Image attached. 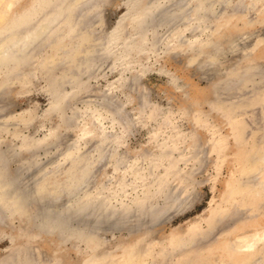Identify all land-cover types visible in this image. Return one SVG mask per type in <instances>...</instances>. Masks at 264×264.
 <instances>
[{"label": "rangeland", "instance_id": "obj_1", "mask_svg": "<svg viewBox=\"0 0 264 264\" xmlns=\"http://www.w3.org/2000/svg\"><path fill=\"white\" fill-rule=\"evenodd\" d=\"M93 1L88 0L87 2L89 3L84 1L85 3L79 6L80 9L74 15L76 21L80 18L86 19L83 21L82 19L79 20L81 24L86 23L81 26L80 33L84 32L83 28L87 24L89 26H86L84 33L89 32L87 29H91L92 32L96 29L92 41L89 42V45H91L94 41V44H92L94 46H88L89 50L93 51L89 61L87 56L82 57L80 55V60H82H79L78 67L72 68V71L69 68L70 65H68L70 57L66 56L67 52H62V56L66 57L64 58L66 60H62L57 55L60 60L55 56V61L53 60L54 63L52 62L54 67H52L51 63L46 64V66L43 62L47 59L48 53L46 52L49 48L46 49L47 46H44L43 42L37 44L33 48L38 55L31 59L29 66L33 65L24 68L25 72L30 71L29 73L32 77L27 72L29 77L26 75L27 79L25 78V81L19 82L17 80L18 83L12 81L14 84L10 82L11 84L9 83L8 87L6 84H4V87L2 84L6 76L0 72V75H2L0 77V87L3 91L0 93V102L6 107L5 113L7 115L4 114L6 116H16L28 109L31 112L33 111L32 114L35 120L33 119L28 126L25 125L22 130L25 131L22 134L41 139L49 133L56 118L55 112L54 114L53 112L47 113L48 115L45 114L47 118L43 115L49 103V96L45 89L48 83L51 82L56 87L63 85L62 88L70 89L76 77L78 80H81L82 77V80L86 79L83 81L87 85L85 91L89 88L86 93L83 90L79 93L80 98L78 97L77 100H69V102L68 99L67 101L65 100L69 104L70 111L68 110V113H72L73 106L78 109H85L87 104L94 105L99 110L102 108V97H114L112 98L111 108L114 112L115 109L122 111L123 121L126 126L113 122L111 113L107 115L106 119L102 120L101 126L106 130V134L109 133L113 138L116 137L114 135L118 134L117 136H119L117 139H109L106 143L107 156L120 151L125 153V158L124 162L122 161V165L119 166L120 163L117 164L116 159L113 160L112 155L106 156L107 158L97 167V182L113 188V192H116L117 195L114 199L117 198V204L116 200L114 201L113 199L111 209L113 208L112 211L117 217L115 216L113 221L112 219L109 221L105 218L102 219V217L99 218L98 221L103 223H98L97 225H104L106 231L98 239L96 238L97 240H94L93 238L86 239L79 236H66V238L61 232H52L53 234H50L46 230L38 231L36 235L31 237L30 235L25 238L20 237L18 235L19 232L16 231L19 226V221L16 219L17 216L2 214L5 220L0 218V264H264V4L261 7L259 6L260 3H264V0H231L229 1L231 4L229 3L228 5H215V11H217V14L215 12L217 18H215L217 25L219 24V31L216 37L221 42L224 40L222 44L224 48L220 51V54H216H219L216 59L222 58L217 59V65H214V67L208 64L204 65L206 60L203 57L206 55L205 53H210L211 51L209 46H205L199 54L198 52L195 53L196 49L194 47L188 48L189 45L181 53L174 51L165 52V47L163 46L164 48L161 47L157 52H149L150 54H147L146 58L141 59L140 62L144 67V71H142V75L138 73L137 77L135 73L137 74L138 71H129L111 64L109 54L103 50L107 31L116 24L120 15L125 11L123 0H109L103 6V9L98 10L97 13L92 12V14H89L93 4L96 5L102 0ZM188 1L182 0L181 2L186 8H184L185 10L192 6L188 4ZM172 2L176 1L169 2L168 6L170 8L168 7V10H170V13L176 8V4L174 6ZM36 3V0H17V2L16 0H0V23H4L3 21L6 19L10 20L11 23L14 22L16 25L13 23V26L15 25L16 27L21 21L32 16L29 13L30 11L31 13L37 11L35 9ZM10 4H13V6L10 7ZM250 4L254 5L255 8ZM232 5L235 7H232ZM29 8L32 10H29ZM226 8L229 10L230 8H235L240 15L230 16L225 19L223 12L224 10L227 11ZM16 16L19 17L13 18ZM8 17L10 18L7 19ZM249 19L254 21L250 23ZM98 21H104V25H99ZM96 22L97 24H95ZM90 24L92 25L90 26ZM179 24L181 25V22ZM201 26L198 25V21H192L183 38L192 39L196 35V39L205 41L210 34V30H207L205 25ZM159 29L160 32L167 30L166 26H161ZM80 33L78 32V34ZM74 36H76V33ZM240 37L244 38L241 41L244 43L240 45L231 44L232 40H237ZM51 38L47 40L46 44H49V42L50 44H56L53 41H56L57 38ZM69 38L67 37V39ZM87 45V43L84 44L85 47ZM84 46L82 44L78 49L80 51L83 49L82 51H84ZM37 47L38 49L36 50ZM79 54L81 52L76 54V56ZM192 56H194V59ZM91 57L93 60L90 59ZM195 59L196 62L194 61ZM94 60L97 62L96 64ZM222 60L226 61L223 62ZM56 61L58 62V68H56ZM82 63L83 66H80ZM44 65L46 68L43 69ZM48 68L51 70L56 68V70L50 72ZM65 68L69 69L70 75L68 77L73 80L67 79L68 71ZM137 68L139 69L141 66L138 65ZM33 69H36V75H33ZM87 69H92V71ZM90 73L91 75H89ZM63 74L66 78L62 77L63 79H61ZM39 75L41 76L39 77ZM51 75L52 77H50ZM120 77H124L127 83L118 85L117 82ZM172 77L178 83L174 82L171 79ZM91 88L94 90H91ZM116 105L120 108H117ZM139 117L141 119L143 117L145 120L142 119L143 122H141ZM11 122L6 125L9 130L5 125L2 126L3 124H1L4 132L2 134L3 140L0 143L3 142L4 146L11 142V144L17 146L20 141V138H17L16 135L14 136L13 133L15 131L13 128H19L20 126ZM127 123L129 125L128 128ZM123 127H126L127 130L129 129L130 132L129 130L125 131ZM121 128L124 130L122 131ZM67 133V136L65 135L67 142L64 141L60 144V146L62 145L61 147L49 148L48 155H46V147L39 150L41 161L33 168L34 171L32 170V172L34 173L31 172L30 176L27 175L25 177L27 179L25 182L30 180L27 186L33 181V175L46 164L50 162L53 164L55 162L56 164L57 162L60 165L63 162L66 150H75L77 146L82 152L83 149L84 152L89 151L88 148L96 149V145L93 142L89 143L85 148L81 147L76 141L75 133L73 131ZM5 134L8 136L6 137ZM69 138L71 146L69 145ZM44 152L45 154L43 155ZM24 154L30 156L31 153L26 151ZM110 156L112 164L108 161ZM128 156L131 159H128ZM53 159L55 160L53 161ZM125 159L128 161H125ZM13 167L16 169L17 164ZM61 167H63L62 164ZM136 170L137 173H135ZM154 176L159 178V180L155 179L156 177ZM153 180H158L157 184ZM151 182L152 184L155 183L153 187L150 185ZM122 183L125 186L121 185ZM140 183L141 185H139ZM144 183L147 186L143 187ZM164 185L166 188H164ZM123 187L124 189L127 188L124 190ZM115 188H118L117 191H115ZM157 189L160 190L158 191ZM123 190L127 191L126 194ZM118 195L119 197H117ZM142 196L143 200L146 199L147 201H144V204L148 203V201L147 205L152 204L151 215L149 211L145 213L144 209L134 208V199ZM169 196L170 199L167 200ZM174 196L178 197L174 200ZM131 201H133L132 205ZM175 201L177 202L175 203ZM126 203L130 204V206ZM114 205L116 208H114ZM166 205L169 206L166 207ZM129 207L130 209H126ZM132 208L136 211H133ZM158 210H160V213ZM126 211H128L127 213L130 216L126 215ZM123 212L125 213L123 214ZM129 212L133 214L131 215ZM139 213L140 216H138ZM170 214L174 215L171 216ZM147 215L151 217L148 218L149 216ZM117 218L120 221L116 220ZM143 219L144 221H141ZM2 220L3 222H1ZM123 225L125 226L123 227ZM137 227L140 228L138 229ZM107 228L110 230H107ZM136 228L137 230H135ZM100 237L105 239L103 240ZM11 239L13 240V247L10 242ZM250 242H253V244ZM14 246L18 248L17 251H15L16 248ZM88 246L90 248L93 246L95 250L93 247L90 249ZM250 247L252 248L249 249ZM82 248L85 252H83Z\"/></svg>", "mask_w": 264, "mask_h": 264}, {"label": "bare ground", "instance_id": "obj_2", "mask_svg": "<svg viewBox=\"0 0 264 264\" xmlns=\"http://www.w3.org/2000/svg\"><path fill=\"white\" fill-rule=\"evenodd\" d=\"M84 1L87 2L88 0H36L37 3L35 5V9L37 11H35L34 7L31 5L33 7L35 13H33V12L31 13V11L30 12L28 11L30 14H32V16L30 18H27V19L23 18L25 20H23L21 22L17 20L18 22H20V24L17 25L16 27H15L16 24L14 22L11 23L10 20H6V19L3 21L4 23H0L1 24L0 25V72L6 76V79L3 82L2 86H4V84H6V86L8 87V84L10 82H12V81L17 82V80L19 82H21V81L23 82V81H25V78L27 79V77H25L26 75L28 76V74H29V76H30V73H29L30 71L29 72L27 71L28 72V74H27V72L24 71V68L26 66L28 67L30 65V61L34 56L38 55L36 53V51H34L33 47H36L37 44H40L42 42H43V45L45 44L44 46H47L46 49L49 48V50L46 52V53H48L47 59H46L48 61L45 60V62H43V63H45V65L49 64V63H51V65H53V63H54L53 60L56 58L55 56H57V55H59L62 60H66V59H64L66 57L62 56V52L63 53L67 52L66 56H69L71 58V59L69 58V61L67 59V61L69 62L68 65H70V67L69 66H67V67H69L70 69L78 67V63H79L81 56L82 57L87 56V59L89 61V57L93 51L91 52L89 50L90 48L88 46H91L92 44H94V41H93V43H91V45H89V42L92 41L93 35H94L96 29L95 30L93 29L94 30L93 32L91 31V29H87V31H89V32L84 33L86 30L85 28H87L89 26V24H87L88 26L86 25L87 27L85 26V28H83L84 32L80 33L81 32L80 29L82 28L81 26H83L85 22L83 24H81V22H79V20H81L82 18H80L76 21L75 20L76 17L74 16L76 11L78 9H80L79 6L80 5L82 6V3H85ZM108 1L109 0H102V1H99L98 4L95 3L96 5L93 4L92 8L89 10V14L90 13L92 14V12L97 13L98 10L103 9V6ZM170 1L178 2V3L172 2L173 5L176 4V8L174 7L175 10L171 13L169 12L170 10H168V7H169L168 4ZM229 1H231V0H189L188 4H190L192 6H191V8L189 7V9L187 8V10H185L186 8L181 3L182 0H123V3H124L123 5H125V11L123 14L120 15L116 24L107 31V33H106L107 37L105 39V43L103 44V50L109 54V57L111 58V62H112L111 64H113L114 66H118L119 68L121 67L123 69H128L129 71H133V72L138 71L137 74L135 73V76L138 75V73H141V75H142V71H144V67H143V65H141V62H140L141 59L146 58L147 54H150L151 52H157L163 46L165 47V52L174 51V52H180L181 53V51H183L189 45L188 48L194 47V49H196L195 53L198 52V54L201 53V50L204 49L205 46L206 47L209 46L211 48V51L209 50L210 53H205L206 55L204 54L205 56L203 57L206 60V64H204V63H202V64H204V65L208 64V65H210V66L212 65V67H214V65H217L216 64L217 61L220 58H222V57H220L219 59L217 58L218 59L217 60L216 56L219 57L218 55L220 54V51L224 48V47H222L224 40L221 42V41L217 40V37H216L218 34V31H219V28H218L219 24L217 25V21H216L217 16H215V12L217 14V11H215L216 10L215 5H217V4H219V5L221 4L222 6H223V4L228 5L230 3ZM238 1H240V0H238ZM252 1H251V3H252ZM16 2H17V0H16ZM9 3H11V1H9ZM12 3H14V2L12 1ZM87 3H89V2H87ZM242 3H243V1H242ZM263 4L264 3H260L259 6L261 7ZM11 6H13V4L12 5L10 4V7ZM233 6L234 5H232V7ZM251 6L253 7L254 5H251ZM85 8H87V7H85ZM238 8H240V7H238ZM248 8H246V9L248 10ZM254 8H255V6H254ZM87 9H89V8H87ZM26 10H27V8L25 9V12H26ZM29 10H32V9L29 8ZM240 10L244 11L242 9H240ZM237 11L235 8H230V10L227 9V11L224 10L223 14L225 16V19H228L230 16L240 15V14H238ZM220 13H218V14H220ZM21 14H20V16H21ZM85 15H82V16H85ZM17 17H19V16H16L13 18L16 19ZM25 17H27V16H25ZM9 18L10 17H8L7 19H9ZM88 18H89V16H88ZM20 20H22V19H20ZM83 20H86V19L84 18V19H82V21ZM101 21H102V19H101ZM192 21H198L199 26L205 25L207 30H210V32H209L210 34L205 41H200V40L196 39L197 38L196 35L193 36L192 39L191 38H188V39L183 38L185 36L184 34H185L186 30L189 29L190 25L192 24ZM249 21H250V19H249ZM252 21H254V20H251L250 23H252ZM180 22H181V25L179 24ZM13 23L15 24L14 26H13ZM89 23H90V21H89ZM263 23H264V21H263ZM95 24H97V22ZM98 24L104 25V21L103 22L98 21ZM91 25L92 24H90V26ZM161 26H166L167 30L165 32H160L159 28ZM92 28H94V26H92ZM198 28H200V27H198ZM196 29L197 28H195V30ZM78 30H80V31H78ZM98 30H97V32H98ZM102 30H103V28H102ZM196 31H198V30H196ZM78 32L80 34H78ZM75 33H76V36H74ZM254 34H256V33H254ZM105 35H104V37H105ZM249 35L251 36V34H249ZM51 37L57 38L56 41H53V42H56V44L55 43L50 44V42H49V44H46V42H48L47 40H49ZM67 37H70V38L67 39ZM103 40H104V38H103ZM243 40H244V38L240 37L237 40L236 39L232 40L231 44L240 45L241 43H244V42H241ZM248 40H249V38H248ZM100 42H101V40H100ZM86 43L88 44L86 46L88 48H86L84 46V44H86ZM80 44H81V46L83 44V46L85 47L84 51H82L83 49H81V51L78 49L79 47H81ZM92 46H94V45H92ZM233 47H235V46H233ZM239 47H241V46H239ZM39 48H41V47H39ZM100 48H101V46H100ZM37 49H38V47L36 48V50ZM191 49H193V48H191ZM242 49H243V47H242ZM249 49H250V47H249ZM224 50H223V52H224ZM94 51H95V49H94ZM80 52H81V54L76 56V54H78ZM184 52H182V53H184ZM53 53H55V55H53ZM217 53H219V54L216 55ZM92 57L94 58V56H92ZM92 57L90 59H92ZM192 57L194 59V56H192ZM57 58H58V56H57ZM60 58H58V59L60 60ZM225 58H226V56H225ZM193 59H191V61H193ZM196 59L194 60L195 62H196ZM59 60H57V61L59 62ZM57 61H56V64L58 63ZM84 61L86 62V60H84ZM225 61H223V62H225ZM94 62H95V60H94ZM220 62H221V60H220ZM96 63L97 62H95V64ZM192 64H193V62H192ZM45 65H44L43 69L46 68ZM138 65H140L141 68L138 69L137 68ZM31 66H29V67H31ZM80 66H83V63ZM52 67H54V65ZM85 67H86V64H85ZM34 68H36V67L34 66ZM49 68H50V66H49ZM56 68H58V64H57ZM56 68H54L52 70L49 69V70H50V72H52V71L56 70ZM66 70L68 71L69 69H66ZM81 70H83V69H81ZM84 70H85V68H84ZM87 70H90V69H87ZM35 71H36V69L35 70L33 69V71H32V73H34L33 75H36ZM62 71H65V70H62ZM72 71H73V69H72ZM90 71H92V69ZM74 72H76V71H74ZM42 73H44V72H42ZM91 73L89 75H91ZM64 74L61 75V79L66 78L65 77L66 74L65 75ZM48 75H50V74H48ZM69 75L70 74L68 71V73L66 75L67 79L70 78L71 80H73L71 77H68ZM85 75H86V72H85ZM89 75L87 74V76H89ZM92 75H94V74H92ZM1 76L2 75H0V77ZM40 76L41 75H39V77ZM135 76H134V78L137 77V76L136 77ZM30 77H32V75ZM50 77H52V75ZM81 77H82V75H81ZM124 77H120L119 79L117 78L118 79V82H117L118 85H124L125 83H127V82H125L126 80H124ZM43 78H44V76H43ZM45 78H47V77H45ZM78 78H79V76H78ZM82 78H81V80H78L76 77L75 81L72 83L73 86L70 89L62 88L63 85L61 87H58V86L56 87L51 82L48 83V86L45 89H46V93L49 96V98H48L49 103H48L47 108L45 109V112L43 111L44 114L43 113L42 114L44 116H46L45 114H47V113L53 112V114H54V112H55L56 118H55V123L53 122L54 125L51 128V130L49 131V133H47V134L45 133L46 135L43 136V138H41V139L33 137V136L32 137L24 136L22 134L25 131V130L22 131L23 128L25 127V125L28 126V124H30L32 122V120L35 118V117H33V114H32L33 111L31 112L28 109V110L22 111L21 113H19L16 116H13V115L6 116L7 115L5 113L6 107L0 102V141L3 140L2 134L4 132V130H3L4 128L2 126L8 125V123L11 121L14 122L16 125L20 126L19 128L16 127L17 129L13 128L17 134L15 133V131L11 130V131H13L14 136L16 135L17 138H20V141H19L17 146H14L13 144H11L12 142L10 144H7V146H4L2 144L3 142L0 143V218H4V220H5V217H2V216L3 215L7 216L8 214L15 215V217L17 216L16 219L19 221L18 222L19 226H18V229L16 231L19 232L18 235H20V237L25 238L29 235L31 237L32 235H36L38 231L46 230L47 232H50V234L52 232L53 233L54 232H57V233L61 232L62 234L65 235V237L66 236H74V237L79 236V237H83L86 239L87 238H90V239L93 238L94 240H97L99 238V236L102 235V233L106 231L104 229L105 228L104 225H102V226L97 225L98 223H100V224L103 223L101 221H98L99 218L102 217V219L105 218V219H108L109 221H110V219H112V221H113L114 217L116 216L115 213L112 211L113 208L111 209V206H112L111 202H113L112 200L114 199V197H116V195H117L116 192H113V188L106 187L105 184L97 182V170H98L97 167H98V165L101 162H103V160L105 158H107L109 155H112V153H111L107 156L106 143L109 141V139L112 140L113 136H111L109 133H107V134H109L110 136L109 135H108L109 137L107 136L106 130L103 128V126H101V122L103 119L107 118V115H109L111 113L110 115H113V117H112L113 122H115L116 124H121V125L124 124L123 126H126L125 125L126 123L123 121V117H122L123 113H121L122 111L120 112V111H117L115 109V112H114L111 108L112 98H114V97H108V96L102 97V101H103V102L101 101L102 102V108H100L99 110L96 109L94 107V105L92 106V105L87 104L88 106L86 105L85 109H78V108L73 106V108L71 107L72 113H68L69 104H67V102H66L67 99H68V102H69V100H77L79 97V93H81V91H83V90L85 91V89L87 88L86 82L83 83V81L86 79L82 80ZM171 79L174 80V82H177V81H175L176 79L174 77H172ZM59 82H61V80H59ZM63 82H65V81H63ZM92 89L93 88H91V90ZM1 91L2 90L0 87V93H1ZM86 91H85V93H86ZM108 91H110V90H108ZM100 96H99V98H100ZM88 101H90V100H88ZM99 103H100V101H99ZM143 104H144V101H143ZM121 106H122V104H121ZM118 107L119 106H117V108ZM121 109H122V107H121ZM141 109L144 111V109L142 107H141ZM143 111L140 110V112H142V113H143ZM112 112H114V113H112ZM4 114H6V115H4ZM128 115H129V113H128ZM46 118H47V116H46ZM129 119H132V118H129ZM142 119L145 120L143 117H142ZM142 119L140 118L141 122H143ZM1 124H3V125L1 126ZM10 125H12V124H10ZM10 125H9V128H10ZM128 126L129 125L127 123V128H128ZM7 127L8 126H6V128ZM123 128L125 129V131L129 130V129L127 130L126 127H123ZM121 130H122V128H121ZM69 131H73L75 133V137L77 138L76 141H77L78 145L85 148V146H88L89 143L93 142L96 145V147H95L96 149L94 150V149L88 148L89 151H86V152H84V149H83V152H82L80 150V148H78V146H77L76 147L77 149L75 148V150H71V149L66 150V154L64 155L65 157L63 156L64 159H63V162L61 163L63 165V167H61V164L60 165L57 164V162H56V164H55V162H54V164L52 162H50L54 166L50 163L46 164L42 169L40 168L41 169L40 171H37V173H35L33 175L34 176L33 181H31L30 185L27 186V184H29L28 182L30 180L28 179L29 181L25 182V180H27V179H25V177L27 175L30 176L31 175L30 173L32 172L33 168H35L38 165V163L41 161V159L39 158V157H41V156H39V150L41 148L45 149V147H46V149H47L46 155H48L47 152H49L48 151L49 148H51V147L57 148L58 146H60V144H62L64 141H66L67 138L65 137V135ZM129 132H130V130H129ZM8 135H9V133H8ZM117 135H114V136H116L114 138L117 139V137H119ZM5 136H6V134H5ZM12 136H13V134H12ZM123 136H125V135H123ZM4 139H6V138H4ZM69 141L68 142L70 145V143H71L70 138H69ZM114 141H116V140H114ZM117 141H119V140H117ZM66 142H65V144H66ZM77 143H74V144H77ZM117 143H116V145H117ZM109 145H111V144L109 143ZM119 145H121V144H119ZM114 146H115V144H114ZM109 148H110V146H109ZM112 148H113V145H112ZM112 148H110V149L112 150ZM59 149H61V148H59ZM26 151L31 153L30 156H27L26 154H24V152H26ZM54 152H55V150H54ZM52 153H53V151H52ZM44 154H45V152L43 153V155ZM124 154L125 153H122L120 151H116L112 155L113 160L116 159V161H117L116 163L117 164L120 163L119 166L122 165V161L125 158ZM126 159H125V161H128ZM128 159H131V158L129 157ZM54 160L55 159H53V161ZM108 161L109 162L111 161V156H110V160H108ZM138 161H139V159H138ZM59 162H61V161H59ZM110 163L112 164V162H110ZM15 164H17L16 169L13 167ZM125 165H126V163H125ZM123 167H126V166H123ZM37 170H39V169H37ZM149 171H150V169H149ZM32 173H34V172H32ZM135 173H137V170ZM148 173H150V172H148ZM137 175H139V174H137ZM154 177H156V176H154ZM148 179H149V177H148ZM155 179L159 180V178H157V177ZM160 179H162V178H160ZM126 180H127V177H126ZM133 180H135V179H133ZM145 180L147 182L146 178H145ZM158 180H153V181H156V184H157ZM144 184H143V187L147 186L146 183H144ZM148 184H149V181H148ZM154 184H152V182H151V184H150V185H152L151 187H153ZM121 185H124V183H122ZM127 185H128V183H127ZM139 185H141V183ZM160 185H158V186H160ZM129 187H131V186H129ZM141 188H142V186H141ZM158 188H160V187H158ZM164 188H166L165 185H164ZM117 189L115 191H117ZM123 189H124V187H123ZM146 189H147V187H146ZM160 189H157V190L159 191ZM120 191H122V190H120ZM146 191H148V190H146ZM154 191H152V192H154ZM124 192L126 194L127 191H124ZM163 193H164V191H163ZM146 194H147V192H146ZM120 196H122V195H120ZM170 196H169V198H167V200L170 199ZM117 197H119V195ZM171 197H173V196H171ZM174 197L175 198H173V199L175 200L176 197H178V196H174ZM136 199L137 198L134 199L135 200L134 208L135 207L141 208L140 210L144 209L146 211L145 213H147V211H149V213L151 212L150 209H151L152 204L147 205L149 203V201H148V203L144 204V201L145 202H147V201H146V199L143 200V196L141 198L138 197L137 200ZM115 200H116V204H117V198L114 199V201ZM178 200H180V199H178ZM164 201H166V200H164ZM132 202L133 201H131V205H132ZM166 202H168V201H166ZM176 202L177 201H175V203ZM119 203L121 204V202H119ZM126 204H128V203H126ZM128 205L130 206V204H128ZM179 205H181V204H179ZM124 206H125V203H124ZM167 206H169V205H166V207ZM114 208H116V206ZM134 208H132L133 211L135 210ZM126 209H130V207L126 208ZM152 209H154V208L152 207ZM114 211H115V209H114ZM156 211H157V209H156ZM159 211L160 210H158V212ZM162 211H161V214H162ZM127 212L128 211H126V215L128 214ZM158 212H156V213H158ZM166 212H168V211H166ZM124 213L125 212H123V214ZM129 213H131V212H129ZM132 214L133 213H131V215ZM137 214H138V212H137ZM161 214H159V215H161ZM128 215L130 216V214H128ZM150 215H151V213H150ZM150 215H147V216H149L148 218L151 217ZM172 215H174V214H172ZM138 216H140V213ZM138 216H137V218H138ZM152 216H153V214H152ZM135 217H136V215H135ZM158 218H159V216H158ZM7 220H9V219H7ZM116 220H119V219L117 218ZM137 220H139V219H137ZM151 220H154V219H151ZM141 221H144V219ZM1 222H3V220ZM143 223H145V222H143ZM140 224H142V223L140 222ZM124 226L125 225H123V227ZM136 226H137V223H136ZM117 228H119V227H117ZM137 228L139 229L140 227H137ZM137 228L135 230H137ZM108 229L109 228H107V230ZM149 229H150V227H149ZM4 234H2V235H4ZM100 238H103V237H100ZM104 239L105 238H103V240ZM10 242L12 245L13 240L11 239ZM59 242H61V241L59 240ZM75 243H76V241H75ZM95 244H97V243H95ZM251 244H253V242ZM15 246H14V248H16ZM90 246H88V247L90 248ZM12 247H13V245H12ZM92 247L90 249H92ZM252 247H250L249 249H251ZM83 248H85V247H83ZM17 250H18V248H16L15 251H17ZM86 250L89 251L88 249H86ZM94 250H95V248H94ZM18 252H20V251H18ZM83 252H85V250ZM85 254H87V253H85Z\"/></svg>", "mask_w": 264, "mask_h": 264}]
</instances>
